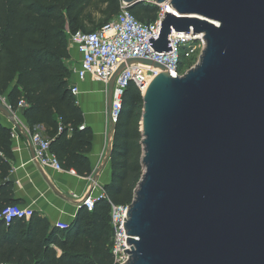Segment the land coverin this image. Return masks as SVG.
Instances as JSON below:
<instances>
[{"label": "water", "instance_id": "obj_1", "mask_svg": "<svg viewBox=\"0 0 264 264\" xmlns=\"http://www.w3.org/2000/svg\"><path fill=\"white\" fill-rule=\"evenodd\" d=\"M145 0H123L130 10ZM170 3L158 52L172 30L204 34L197 65L162 70L143 94L144 175L128 208L126 264H264V0H147ZM0 111L14 119L9 105ZM109 158L116 123L111 124ZM80 208H85L84 204Z\"/></svg>", "mask_w": 264, "mask_h": 264}, {"label": "trees", "instance_id": "obj_2", "mask_svg": "<svg viewBox=\"0 0 264 264\" xmlns=\"http://www.w3.org/2000/svg\"><path fill=\"white\" fill-rule=\"evenodd\" d=\"M93 1L0 0V96L24 116L31 130L37 126L45 129L51 150L64 169L85 178L92 175L89 154L94 135L72 94V74L65 62L71 57L70 35L83 31L74 26L82 22ZM102 1L108 19L122 8V0ZM130 11L141 22L151 23L160 6L145 0ZM195 61L188 60L189 66ZM22 100L26 106L19 109ZM143 111V94L131 82L116 124L111 182L94 210L80 209L64 230L52 227L36 212L29 220L9 226L0 222V264H114L111 203L131 205L144 175ZM13 158L12 129L0 120V213L20 203L9 177Z\"/></svg>", "mask_w": 264, "mask_h": 264}, {"label": "built area", "instance_id": "obj_3", "mask_svg": "<svg viewBox=\"0 0 264 264\" xmlns=\"http://www.w3.org/2000/svg\"><path fill=\"white\" fill-rule=\"evenodd\" d=\"M159 6L160 12L157 19L151 23H144L132 14L122 0L120 12L99 29L92 32L78 31L71 34L70 46L76 47L82 55L80 64L69 68L72 74L71 77L74 75L79 81H85L87 78L93 77L96 81L104 83L108 88L118 68L131 59L151 60L161 64L165 71L173 76H183L185 74L181 69L183 56L187 60L197 58L199 61L206 49L205 35L195 34L193 30L189 34L172 30L169 36L172 52L156 51L151 47L150 40L158 41L160 39L162 23L166 14L176 13L170 3ZM162 72L158 68L143 63L127 65L114 84L112 122L110 121V123L117 124L122 108V99L131 82L135 83L141 93L144 94L150 83ZM71 90L75 97L80 94L77 85L71 86ZM25 106V101L19 102V109ZM9 107L12 110L10 105ZM14 114L16 116V113ZM15 121L16 124L12 130L13 140L19 138L17 128L24 127L20 122ZM27 129L35 148V160L43 167L63 171V165L58 156L52 152L50 140L44 135L41 127L37 126L33 130L30 127ZM70 172L76 174L74 170ZM89 180L93 182L92 177ZM105 196L106 193L96 199L91 194H88L85 198L78 195L73 197L79 201L80 205L83 203L87 210L93 211L95 202ZM130 207L131 205L111 203V226L113 229L111 253L114 257V264H126L132 257V255L126 256L124 253L127 251L132 253L131 249L134 248V245L128 247V240L131 237H127L125 229V219ZM33 213L31 209L20 205H10L0 213V222L4 223L5 226H9L17 220H29ZM57 227L62 230L69 228L66 225Z\"/></svg>", "mask_w": 264, "mask_h": 264}, {"label": "crops", "instance_id": "obj_4", "mask_svg": "<svg viewBox=\"0 0 264 264\" xmlns=\"http://www.w3.org/2000/svg\"><path fill=\"white\" fill-rule=\"evenodd\" d=\"M67 67L79 65L82 55L76 47L70 46ZM77 85L80 94L76 97L84 114L85 125L94 135L89 159L92 167L90 177H81L64 169L57 171L40 165L35 160V148L28 132L24 116L19 112L14 119L3 118L4 127L12 129L15 120L24 127H18V139L13 140L14 158L10 161V180L13 182L14 197L18 205L31 209L48 219L52 227L71 226L80 211V203L73 196L85 198L91 194L95 199L106 193L111 182V161L109 158V135L112 129L108 114V88L93 77L79 81L74 75L70 86ZM46 136L45 129L41 127ZM47 137V136H46ZM75 171V170H74ZM92 177V181L89 178ZM95 184V186H93ZM57 249L56 247H54ZM58 255L61 251L58 250Z\"/></svg>", "mask_w": 264, "mask_h": 264}, {"label": "rangeland", "instance_id": "obj_5", "mask_svg": "<svg viewBox=\"0 0 264 264\" xmlns=\"http://www.w3.org/2000/svg\"><path fill=\"white\" fill-rule=\"evenodd\" d=\"M107 6L102 0H94L91 4V6L86 11L82 22L76 24L74 26L75 30H83V31H95L99 29L102 25H104L106 22H108L110 19L114 18L116 16L113 15L111 18H107V14L105 12ZM67 60L65 64L67 65ZM70 63V62H68ZM198 63V60L196 58V61L192 63L191 66H189L188 60L183 56V63L181 65L182 72H187L191 68L195 67ZM3 98V99H2ZM0 100L3 102H6V104L9 105L8 101L0 96ZM13 111V109H12ZM14 112V111H13ZM16 113V112H14ZM5 117L4 112L0 111V120L3 121V118ZM85 239V237H83Z\"/></svg>", "mask_w": 264, "mask_h": 264}]
</instances>
